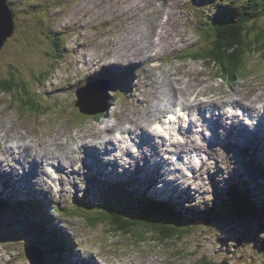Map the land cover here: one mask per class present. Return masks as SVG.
<instances>
[{
    "label": "rangeland",
    "instance_id": "obj_1",
    "mask_svg": "<svg viewBox=\"0 0 264 264\" xmlns=\"http://www.w3.org/2000/svg\"><path fill=\"white\" fill-rule=\"evenodd\" d=\"M169 1L173 7L166 10L163 6L167 0L7 1V4L14 7L18 26L16 34L8 38V44L0 53V78L10 77L11 71L26 76L28 82L31 81L29 86L32 91L29 93L36 95L40 106L37 110H30L16 99L18 93L0 90V137H3L0 139V157L12 159L16 165L10 170L8 168L12 165L5 163L6 166L2 167L3 170L8 169L6 174L13 175L15 172L13 176L19 180L21 172L31 166L30 160L36 164L33 151H39V155L35 157L40 173L42 162L48 160L52 163L48 157H56L58 149L70 153L72 149L77 150L83 141L94 144V140L108 138L111 131L121 136L122 127H129L132 120L142 122L149 129L155 118L165 115L169 108L178 107L179 102L188 107V103H182L181 100L172 102V98L164 94L169 76L174 79L181 76V82H187L182 84L186 88L194 89L203 83L204 90L190 103L195 109L208 101L210 96L218 97L220 101L225 98L236 100L234 96L243 92L247 93L244 101L249 102L254 93H264V53L256 51L241 58L239 66L247 69H241L238 73H235L234 65L224 64L219 60L215 61L219 66H214L206 64L204 60L193 59V55L189 58L180 57V54L194 52L197 48L211 44L213 36H206L199 26L206 14L214 13L211 18L218 14L216 0ZM241 1L237 0L240 4L236 2L239 14L245 10L240 7ZM165 12L171 13L170 35L184 34L181 46L175 49L167 45L161 56L146 61V35L152 36L154 32L159 38L156 37V45L161 44L159 42L164 35H161L159 25L167 18ZM257 22L262 27L264 16H260ZM157 25L158 28L154 29ZM147 29L152 30L151 35ZM55 40L60 44L58 50L53 46ZM151 46L152 44L149 48ZM49 49L51 54H45ZM43 50L45 51L42 53ZM119 57L123 61L134 62L127 66H115L119 71L112 74H107L99 67L103 60H119ZM137 58L138 62L135 61ZM32 66L37 70L34 68L33 72H29L28 69ZM45 66H48L50 73L58 68L48 77L49 80L35 82L36 74L43 71ZM92 66L98 71L96 78L109 79V95L110 98H115L100 118L97 117L98 114L82 115L75 105L78 100L76 90L83 86L77 78ZM217 72L219 76L216 75ZM119 73L124 76H119ZM127 73H130L129 77L125 76ZM92 77L93 74L90 81L96 79ZM152 106L156 107L153 109L156 111L152 110ZM256 106L263 107L259 103L255 105L257 109ZM210 112L202 111V115ZM230 120L231 118L226 117V121ZM58 131L62 134L58 135ZM114 134L111 136L114 137ZM146 135L142 137L145 141ZM211 137L213 141L219 140L216 135ZM55 138L61 144L55 143ZM225 142L227 140L220 141L219 146L215 145L212 151L208 150V159L203 155L206 161L198 172L203 174V178L193 179L197 184L207 183L205 192L198 185L192 188L196 193L179 194L177 190L169 192L160 187L164 183L149 181L152 177L149 174H134L127 169L123 176H119V173L107 178L99 175L85 181L80 172L56 166L61 171L60 180L63 185L58 199L54 193L46 195L41 192V189L47 187L45 180L41 174L29 169L26 178L28 183L18 182L15 196L12 195L20 201L10 200L8 203L13 202L14 205L5 203L3 213L0 211V264H29L30 260L24 253L26 246L35 244L46 250L49 245H64L62 242L66 246L60 249L61 254L49 252L46 255V260L51 264H200L204 260L218 264L223 261L227 264H264V225L257 228L255 222L247 220L237 223L222 206L231 184L249 191L253 203L261 202L264 198V156L250 145L230 148L229 145L224 147ZM24 144L31 146L24 151L21 147ZM10 145L15 152L7 149ZM133 148L137 151L138 145ZM45 153L49 156L44 155ZM104 156L110 158L108 166L118 165L119 161L112 155ZM127 157L126 154L125 158ZM122 161L128 167L135 166L132 159ZM54 166L47 165V168L54 170ZM238 166L241 168L238 169ZM5 177L8 176L0 175V197L4 199L5 194L12 193H3L7 188L3 180ZM119 178L127 181L124 183ZM214 178H220L221 185L215 186ZM177 181L183 185L184 179L177 178ZM21 186L24 188L23 192H19ZM110 192L118 194V205L115 208L135 204L138 197H144V203L151 201L165 204L161 200L151 199L163 197L191 224L193 220L206 214L199 211L193 216L191 211L207 209L220 213L217 215L218 219L194 224L195 228L188 229V235L178 241L170 238L167 243H158L153 239L152 233L146 234L139 241L140 235L115 233L106 223L91 227L85 218L72 217L69 207L76 196L86 198V201H82L83 206L94 212L97 206H105L103 201L106 195L108 199L113 198ZM37 197L39 199L36 200ZM94 198L98 200L91 204ZM6 200L4 201L7 202ZM38 221L42 222L43 228L45 224L43 231L36 227Z\"/></svg>",
    "mask_w": 264,
    "mask_h": 264
},
{
    "label": "bare ground",
    "instance_id": "obj_2",
    "mask_svg": "<svg viewBox=\"0 0 264 264\" xmlns=\"http://www.w3.org/2000/svg\"><path fill=\"white\" fill-rule=\"evenodd\" d=\"M237 3H239V2H237ZM168 7H173V4L169 0H167V2H165L164 6H163V9L166 10ZM217 12H218V8H217ZM165 14L167 15V18L164 21H162L160 23V25H159V29H160L161 35L162 36L164 35V37H162V41L159 42L161 44L160 45H156L155 40H156L157 35L154 32H153L152 36L146 35V41L144 43L147 46L146 47L147 49L145 50L146 55L144 53V60H146V61H148L150 58L154 59V58H157V57L161 56L162 53H163V49L166 48L167 45L168 46H172L175 49H177L178 47L181 46V40H182V38H184V34L178 33L176 35V36L179 35L178 38L175 35H170L169 23L171 21V13L165 12L164 15ZM231 25H233V24H231ZM157 28H158V25L154 29H157ZM147 31L151 35V31L152 30L151 29H147ZM157 34H158V32H157ZM83 39H84V37H83ZM83 42H84V40L82 41V43ZM149 42H151V43H149ZM215 43H216V41H215ZM151 44H152V46L149 48V46ZM116 58H118V57H115V59ZM201 60H204L206 64L219 66V65H216L215 63L210 62L209 59H201ZM135 61L138 62L139 58H137ZM133 62L134 61H128V60L123 61V59H121L120 57H119V60H110V58H108V60H106V61L103 60L102 63L99 64L100 65L99 67L102 68L104 70V72L106 71L107 74H112L113 72L119 71L118 69L114 68L115 66H119V67L120 66H127V65H129V64H131ZM183 64H185V63H183ZM182 66H184V65H182ZM92 74H93L92 79L97 77L98 71L95 69V66L90 67V69H88L86 72L82 73L77 78V80H80V82L83 84V86H85L86 84H88V82H90V80H91L90 76ZM179 74L180 73H178V75ZM118 75L122 76V77L124 76V75H122L120 73ZM216 75L219 76L220 74L217 72ZM181 78H182L181 76H178L177 78L174 79V78H171V76H169V78L167 80L166 90H165L164 94L166 96H168L169 98H172V102H177L179 100L180 96L186 98V100H189V99L193 100L198 95H200V92H199L200 89L199 88L197 89V87L200 86L202 83L199 84L198 86H196V88H194V89L193 88H186L182 84H187V82L186 81L181 82ZM82 84H80V85H82ZM90 90L92 92V91H94V88H91ZM246 94L247 93L238 92V95L234 96L233 93H232V95L235 97L236 100L228 99V98L224 97L225 98L224 101H220V98H218V97L210 96V99L208 101H204V103L200 104L197 109L193 108L191 106V104L188 103L186 106H188L187 108L191 110L190 114L193 116V121L190 122L191 129L192 130H196V128H197V120L202 119L204 127L202 128L201 133L203 134L204 137L208 136V129H209L208 125L209 124H213L214 125V128H213L214 133H216V134H218V136L222 137L221 141H223V138L229 139L231 142L228 145L231 148L234 145L247 144V145H250V146L254 147L255 149H257V151L260 153L261 156H264V93L263 92L254 93L252 95V98L249 100V102L244 101ZM187 102L188 101H185V103H187ZM205 102H212V103L207 104ZM258 103L263 105V107L260 108V107L256 106L257 107V109H256L255 105L258 104ZM197 105H198V103H197ZM241 106H244L245 109H246V110H244V115L243 116L251 118L252 119L251 123L246 122L245 118L241 117L240 116L241 114H239L238 111L235 110V109L239 110V107H241ZM154 108H156V107L152 106V110ZM180 108H185V107L181 106ZM206 110H209L211 112L208 113V114L200 115V112L206 111ZM153 111H156V110H153ZM256 111H258V112H256ZM226 117L231 118V120L229 122L226 121ZM256 118L260 119V123H258V122L254 123ZM178 123H179V121L176 122V124H178ZM136 125H137L136 127L140 129L139 132H135L134 131V129L136 127L133 129V127L135 125H132V124L129 127L124 128L123 132H126V130L127 131H131V129H132L134 138H136L137 141L143 139L142 138L143 135H146V134L152 135V132L150 130H148L147 133H141L142 131H144L146 129L145 124H143L142 122H140V123L137 122ZM181 127H182V125H180V129H181ZM183 129L186 132L189 131L185 127H183ZM61 134L62 133L58 131V135H61ZM111 135L112 134H110V136L108 138H105V139H99V137H97V139H99V140H94L95 141L94 144H89L87 141H83V142H81V145H79V148L77 150H73L72 149V151L70 153L69 152H61V150L58 149L59 152L56 153V157L55 156L48 157L49 160L53 161L52 163H49L48 160L47 161L44 160L42 162L41 174L46 173L44 162H47L48 164H52V165H55V166H59L62 169H69L70 170V168L72 167V170H74L76 172H80L81 170L85 171L84 169H85L86 165L84 163L82 165H80V166L76 165L78 158H83V159H91L92 160V167L91 168L88 167L87 168L88 170L84 172L83 176L81 175L82 179L83 178L85 180L89 179L87 173H88V171L93 169L95 165L97 167H100V168L97 169L100 173H98L96 175L94 174V176L91 179H93L95 176H99V175H102V176H104L106 178L107 177H111L113 174L118 173V171L117 170H106V168L102 165V164H104L106 162L98 156L99 152L103 151L105 153H113L114 149H119V142L117 140H115V138L112 137ZM0 136H2V135L0 134ZM155 137L156 136L153 134L152 138L155 139ZM0 139H3V137H0ZM117 139H120V138L117 137ZM125 139L126 138H124V135L122 134V139H120V140L124 141ZM158 140L166 148H164V147H162L160 145H157V144L142 145V147H144V156H145L144 160L145 161H144V164L141 163V161H140V163L138 164V171H140V172L144 171V172H146V174H149L150 176H152L150 178V180H149L152 183L153 182L164 183V184H161L160 187L164 188L165 190H167L169 192H174L175 190H177V191H179V194L184 193V192L196 193L194 190H192L194 185H198L200 187V189L202 190V192H205L207 190V183H199V184H197L195 181L192 180L191 177H188V175H184L186 178L183 181V185L177 181V178H171V176L173 177V175H174V172L171 170V169H173L171 165H174L175 169H178L180 171H184V167H190V170H192L194 167L197 168V166L195 165L194 160L195 159H199L201 162L204 161L203 157L201 155V152L203 151V148L198 146L195 141H192L193 142V149L196 150V153L191 152L190 150H185V149H181L180 148V149H178V152H179L180 155H179L177 160H171V157L169 159L167 156L164 155L163 159L165 161H167V162L162 161V158H161L160 160L157 161V163L155 165H152L154 163H152L151 161L152 160H157L156 157L158 158L159 155H163L165 150L171 151L170 147L167 146L160 138H158ZM54 141L57 144H61V143L57 142V138H55ZM1 146H2V142L0 140V147ZM30 146L31 145H29V144H27L25 146L21 145L22 149L24 148V151L27 150V148L30 147ZM7 149L11 150L12 152H15L14 151V147L11 146V145L7 146ZM33 149L37 150L34 147H33ZM33 153H35L33 158H34V161L36 163L35 165L34 164L33 165H34V167L36 169V173H39V171H38L39 169L37 168V160H36V157H35V156H37V154L39 155V151H35V152L33 151ZM33 153H32V155H33ZM52 153L55 154V152H52ZM46 154H47V156H49L48 153H45L44 155H46ZM136 154H138V153H136ZM136 157H137V161H138L140 157L139 156H136ZM168 159H169V161H168ZM169 162H171L172 164L169 163ZM5 163H7L9 165H12L11 168H8L10 170L13 169L16 165L13 163L12 159H7V157L6 158L0 157V175L1 176H8V177L3 178V180L6 182V186H7L6 191L4 190L3 193L12 192L11 194H5L6 199H7L6 200L7 201L6 205H14L13 202H11V203H8V202L10 200H12V201L17 200V202L20 201V199L18 200L16 198H13L15 196V193H14L15 189L19 186L18 182H23L24 181V182L28 183V180L26 178L22 177V176H20L19 180L15 179V177L13 176L15 174V172H14L13 175L6 174L5 172L8 169L5 168L3 170V167H2V166H6ZM166 165H168V167H170V168H168ZM240 168H241V166H238V169H240ZM198 177L203 178V174H201V173L198 174ZM166 178H167V180H166ZM207 179L208 178L206 177L205 178L206 182L208 181ZM221 182L222 181H221L220 178H214L213 184L215 186H218V185H221ZM40 185H43V183L40 182ZM27 187H28V184H27ZM23 190H24V188L22 187V189H20L19 192H23ZM30 191H33V190L30 189ZM51 191L52 190H51L50 186L48 185L47 186V192L49 193ZM207 193L209 194L208 191H207ZM12 195H14V196H12ZM18 197H19V195H18ZM37 199H39V198L37 197L36 200ZM143 199H145V198H143ZM156 199H158V198H156ZM160 200L163 201L164 198L162 197ZM95 201H96V198L91 200L90 203L91 204H95ZM0 211L3 213V211H4L3 208L0 209ZM72 217L75 218L76 216L74 214H72ZM41 219L44 222L43 217ZM50 220H54L53 217H50ZM53 222H55V220ZM41 225H42L41 221H38L36 223V227L38 228L39 231L42 230V226ZM54 251H56V250H54ZM57 253L61 254L59 252H57Z\"/></svg>",
    "mask_w": 264,
    "mask_h": 264
},
{
    "label": "trees",
    "instance_id": "obj_3",
    "mask_svg": "<svg viewBox=\"0 0 264 264\" xmlns=\"http://www.w3.org/2000/svg\"><path fill=\"white\" fill-rule=\"evenodd\" d=\"M11 7L14 9L13 6ZM242 8H245V10L241 15L238 13L239 9H231V11H220L219 16L211 18L210 20H205V26L201 25V30L206 36H213L211 44L208 47L205 46L203 48H198L194 52L181 54L180 57L189 58L190 55H193L192 57L195 59H209L212 63H215L216 60H219L222 63L226 62V64L229 63L230 65L235 66V73H238L241 69H247L245 66H239L241 58L246 56L247 52L248 54L256 51L259 54L264 53V25L260 27L257 22L260 16H264V0H251L250 3L245 4ZM236 14L238 16H236ZM7 44L8 42L5 43L4 47H6ZM53 46L58 50L60 44L55 40ZM50 50L51 49L45 52V54L49 53L50 55ZM44 51L45 50H43L42 53ZM20 67L21 70H23L22 66ZM34 68L35 67L33 66L29 67L28 71L33 72ZM35 70L37 69L35 68ZM54 72L50 73L48 66H45L43 71H39L36 74L37 78H35L34 81L41 83L47 79L49 80ZM125 76L129 77L130 73H127ZM25 77L26 76L15 74L11 71L10 77L4 79L0 78V90L7 93H18L16 94V99L20 100L21 103L30 110H37L40 104L36 99L35 94L31 93L33 96L30 95L29 91H32V89L29 84L31 81L28 82ZM114 100L115 98L111 97L109 103L112 104ZM104 114L105 113H99L98 116ZM110 193L113 198L108 199V196L106 195L103 202L105 203V206H97L94 212H92L91 209H85L88 207L83 206V200L79 201L77 198L74 199L69 207L71 209V214L75 215L77 213V215L85 218L88 224L93 227L99 223H106L115 233L119 232L122 235H140L139 241L144 239V236L149 233H152L154 236L153 239L157 240L158 243H167L170 238H174L178 241L189 234V228H195L194 224L184 220L180 211L175 209V207L168 202H165V204L152 203L151 201L144 203L138 202L140 201L138 200V203H132L125 206L122 205L119 206V208H115L114 206L118 205L116 200L118 194L115 192ZM251 198L249 191H244L239 187L232 185L226 194V200L222 202V206L229 215L234 217L233 220L237 223H241L240 221L242 220H247L248 222L253 221L257 228H261V226L264 225V198L259 203H253ZM4 205L5 202L0 199V209H2ZM195 211H192L191 215H197V212L199 211ZM201 211L203 212V210ZM219 213L220 212L215 210L212 212L210 211L207 214L212 218ZM44 228L42 227L41 231H43ZM59 248L63 249V247ZM200 264L218 263L204 260L201 261Z\"/></svg>",
    "mask_w": 264,
    "mask_h": 264
},
{
    "label": "water",
    "instance_id": "obj_4",
    "mask_svg": "<svg viewBox=\"0 0 264 264\" xmlns=\"http://www.w3.org/2000/svg\"><path fill=\"white\" fill-rule=\"evenodd\" d=\"M8 0H0V52L9 37L15 33L16 22L15 14L7 4ZM110 82L106 79H97L91 81L85 86H81L76 90V106L79 111L85 115H95L107 111L109 102ZM91 88L94 91L91 92ZM214 219V218H212ZM208 217H198L193 220L192 224L207 223ZM26 256L32 260L31 264H49L46 262L45 251L35 245H29L25 250ZM222 264H227L225 261Z\"/></svg>",
    "mask_w": 264,
    "mask_h": 264
},
{
    "label": "clouds",
    "instance_id": "obj_5",
    "mask_svg": "<svg viewBox=\"0 0 264 264\" xmlns=\"http://www.w3.org/2000/svg\"><path fill=\"white\" fill-rule=\"evenodd\" d=\"M248 3H250V1H248V0H246V1H244V2H242V5L243 6H245V4H248ZM8 5L10 6V4L8 3ZM209 20H210V18H208ZM17 26H18V23L16 24V29H17ZM16 29H15V31H16ZM14 34H16V32L14 33ZM198 49V48H197ZM197 49H195V51L197 50ZM1 53V52H0ZM248 55V53L246 54V56ZM193 59H195V58H193ZM195 60H201V59H195ZM263 61V60H262ZM104 79H108V78H104ZM109 80V79H108ZM110 82V81H109ZM97 117H100V116H97ZM141 173H144V172H141ZM144 174H146V173H144ZM150 185H148V187H149ZM231 186H232V184L229 186V188H228V190L231 188ZM228 190H227V192H228ZM1 196V195H0ZM139 198V200L140 201H138V200H136V202L135 203H138V202H142L143 200V198L144 197H138ZM0 199L2 200V201H4L3 200V197H0ZM151 199H156V198H151ZM6 200V199H5ZM87 199L86 198H84V200L83 201H86ZM156 200H160V199H156ZM138 201V202H137ZM5 202V201H4ZM163 202H168L167 200H163ZM6 203V202H5ZM184 208H185V205H184ZM184 208H183V210H184ZM201 210H203V212L204 213H206V214H204L205 215V217H208L209 219H212V218H216V219H218V216L216 215V216H214V217H209V215L207 214L208 212H210V211H207V209H200V210H198V211H201ZM195 211V210H194ZM192 212V211H191ZM196 216V215H195ZM55 246H59V245H55Z\"/></svg>",
    "mask_w": 264,
    "mask_h": 264
}]
</instances>
